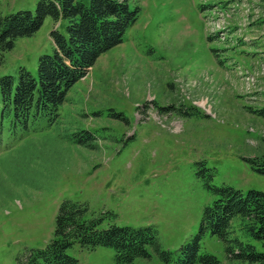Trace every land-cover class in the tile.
<instances>
[{"label":"rangeland","instance_id":"374dc122","mask_svg":"<svg viewBox=\"0 0 264 264\" xmlns=\"http://www.w3.org/2000/svg\"><path fill=\"white\" fill-rule=\"evenodd\" d=\"M128 1L136 22L68 91L56 124L21 133L0 121V264L43 248L65 200L85 204L104 228H152L175 258L215 200L211 187L264 192V174L247 161L264 158V0ZM38 2L0 0V17ZM66 25L47 17L17 39L0 78L34 75L52 54L51 32ZM80 131L95 149L70 138ZM199 252L244 264L209 234ZM67 253L115 264L109 248ZM134 264L163 263L152 253Z\"/></svg>","mask_w":264,"mask_h":264},{"label":"trees","instance_id":"16d2710c","mask_svg":"<svg viewBox=\"0 0 264 264\" xmlns=\"http://www.w3.org/2000/svg\"><path fill=\"white\" fill-rule=\"evenodd\" d=\"M139 8L128 0H39L34 12L18 11L0 17V64L19 38L30 37L47 17L67 22L65 34L51 32L52 54L38 59L33 75L20 68L18 78H0L1 124L10 131L38 132L59 119V108L72 86L82 79L98 58L123 41L138 17ZM71 139L95 149V137L87 131ZM253 170L264 174V158L248 159ZM15 174V173H14ZM215 200L203 210L197 234L181 245L176 257L162 248L155 230L110 224L94 218L85 204L63 201L55 216L53 238L39 249H27L15 264H79L67 251L98 247L114 251L115 264H134L155 254L163 264H219L210 254H200L207 234L222 241L226 256L244 264H264V192L242 193L228 186L211 187ZM234 220H238L237 226Z\"/></svg>","mask_w":264,"mask_h":264}]
</instances>
